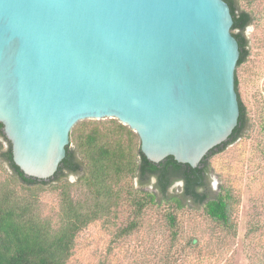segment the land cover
Masks as SVG:
<instances>
[{
	"label": "water",
	"instance_id": "obj_1",
	"mask_svg": "<svg viewBox=\"0 0 264 264\" xmlns=\"http://www.w3.org/2000/svg\"><path fill=\"white\" fill-rule=\"evenodd\" d=\"M232 25L226 0H0L14 162L48 179L77 122L116 118L150 160L196 167L238 124Z\"/></svg>",
	"mask_w": 264,
	"mask_h": 264
},
{
	"label": "trees",
	"instance_id": "obj_2",
	"mask_svg": "<svg viewBox=\"0 0 264 264\" xmlns=\"http://www.w3.org/2000/svg\"><path fill=\"white\" fill-rule=\"evenodd\" d=\"M233 15L231 31L239 42L240 57L235 71V87L240 115L231 135L212 148L200 163L193 167L169 155L159 162L150 160L141 149L137 132L116 118L81 120L70 132L66 155L55 175L48 179L28 176L14 162L11 141L0 122V133L8 141L2 151L11 169L8 178H0V264H71L76 238L90 223L119 214L121 198L125 192L133 209L131 218L119 228L117 236H129L141 224V217L150 205L165 204L164 213L173 238L177 236L179 221L176 210L185 207V200L202 204L206 214L219 224L230 221L234 198L231 190L221 187L210 197L207 171L208 159L237 141L250 122L248 104L243 98L238 67L252 55L250 40L245 31L254 22L253 8L242 6L239 0H226ZM253 4V0L249 5ZM264 129V110L262 115ZM84 170L82 195L73 194V185L64 180L68 173ZM139 177L142 182L155 178L157 191L140 190L123 184L126 178ZM182 182L181 193L170 194L169 188ZM53 182L59 191V206L45 215L36 194L44 185ZM16 185L25 191L16 189ZM29 193H27V191Z\"/></svg>",
	"mask_w": 264,
	"mask_h": 264
},
{
	"label": "rangeland",
	"instance_id": "obj_3",
	"mask_svg": "<svg viewBox=\"0 0 264 264\" xmlns=\"http://www.w3.org/2000/svg\"><path fill=\"white\" fill-rule=\"evenodd\" d=\"M239 0L253 8L254 22L245 31L252 55L238 67L242 95L250 111V122L241 137L223 151L209 157L207 171L210 197L221 187L234 195L227 225L212 220L203 205L185 200L176 210L178 234L173 238L164 213L165 204L150 205L141 217L140 227L129 236H117L130 218L133 206L124 192L119 214H111L81 230L71 264H264V0ZM87 119V120H105ZM8 141L0 133V178H8L11 169L2 156ZM84 170L68 172L61 181L73 185V194L82 195ZM156 179L142 182L139 177L126 178V186L157 191ZM53 182L36 194L45 215L59 206V191ZM17 190L25 188L16 185ZM29 193L28 190H26ZM182 182H175L170 194L181 193Z\"/></svg>",
	"mask_w": 264,
	"mask_h": 264
}]
</instances>
